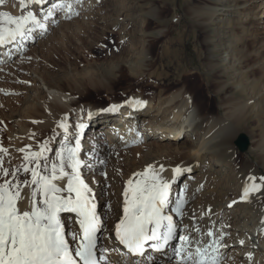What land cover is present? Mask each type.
<instances>
[{"label":"rangeland","instance_id":"1","mask_svg":"<svg viewBox=\"0 0 264 264\" xmlns=\"http://www.w3.org/2000/svg\"><path fill=\"white\" fill-rule=\"evenodd\" d=\"M18 3L19 0H6V3L0 6V11L10 12V5H16ZM50 3L47 4L48 7ZM80 5L81 2L74 7V14L71 15V18H66L65 14L60 12L54 18L56 22L51 23L46 31L37 29L33 36L25 41V46L17 52L15 57L0 63V67L2 68H0V73L3 75L2 80L0 79V85L2 84L1 86L5 90L3 92L0 91V143L4 147H8L9 151L11 150L9 142L12 122L8 119L7 115L15 111L18 113L23 108H26V104H21L22 102L9 103L10 97L22 96L24 95L23 90H28V94L30 93L29 99H31V95H35V92L39 91L33 90L31 78L41 81L39 75H45L49 81H52L72 96L74 102L70 104L69 108H73L74 112L70 116L62 117V120H66L70 125V131H75L74 125L78 123L86 125L83 130V137H81L83 148L81 157L84 158V154L95 145L98 157L107 161L106 166L103 167L97 163L95 171H89L88 169H83L82 171L84 178L89 184L92 181V177H96L95 184L97 186L102 185L104 180L109 179L110 182L107 184L106 191L100 192L102 194L101 196L96 195V199H101L100 202L104 201V207H107L111 211L114 210L113 205L116 198L114 196L118 193L117 190L119 188L117 186H121L122 183L125 184L132 174L140 169L141 165L135 163L140 160L141 156H149L155 162L168 159L170 164L186 161L185 158L179 161H173L176 156L182 154V146L184 144L183 142L186 141V137L183 136L181 138L180 136L178 139H174L170 136L179 127L176 122H173L174 119L172 116L167 114V110L163 111L160 116H153L156 105L165 95L160 96L159 88L150 92L147 88L151 80H153L151 82H156L154 78L148 76L149 74H162L167 79H171L177 75V70L172 66H162L170 58L160 55L163 52L162 50L165 49L164 47L170 50L172 48L171 40L177 34H181L180 56L184 67L186 66L188 69L194 67L198 72L202 71L203 75L210 77L209 74L211 71L208 70L207 65L202 63V60H200V57L194 51V45L200 43L199 39H202V35L198 27L191 23L195 15L194 12L192 13V10L215 7L217 11L227 14L223 16V32L225 37V42L222 45L223 49L220 50L221 52L209 54L214 59L212 62H216V58H225L224 62H226L229 56L224 47H226V50L235 48L234 53L238 56L244 53H250L252 49H256L257 51L264 50V0H93L91 4L83 6V8ZM19 9L15 13H10L20 15L23 13V10L20 7ZM159 10H162V12L159 13ZM217 13L212 15V18H215L213 20L215 23L219 17ZM64 20L66 21L65 24H63ZM171 20L173 22L179 20L180 23L178 22L179 24L175 26V24H171ZM215 23L209 29V37L214 42L216 41L215 35L217 30ZM165 25L168 30L166 34H163L162 31L166 29ZM178 25L181 26L178 27ZM250 38L257 41L254 47L252 46L253 44ZM246 41L250 44L247 45ZM259 55L257 54L254 61L244 64L240 71H248L249 69L256 70L254 73L247 72V79L244 77L242 81L244 80L243 83L247 85V89L249 86L257 84V90H260V93H262L264 92V54H261L262 56ZM141 58L143 60L141 62L143 63L142 68L138 70V74L131 72L128 69L129 63L135 60V62L139 63ZM147 60L151 61L153 65L146 66ZM18 63L21 66H18ZM150 68L151 70H149ZM225 69L227 72L224 74L228 73V68L226 67ZM151 71H153V74H151ZM139 72L142 73L140 74ZM222 73L221 71L220 74ZM226 75L221 78L225 81L229 79L227 85H230L231 83L229 82H231L232 76ZM58 79L59 81H57ZM202 82L205 87V81L203 80ZM182 87L179 88L181 92L183 91ZM238 88L239 86H235L232 89H226L223 96L233 95L234 90H238ZM212 94L213 91L211 88H204V98H208V100L206 101L202 96L200 98V105H204V108L206 105H216V102L211 99ZM234 95H236L235 97H239L237 92ZM188 96L191 97L190 95ZM254 96L257 103L253 106V113L244 121L245 124L243 123L238 129V132L244 133L247 136L249 141L248 146L244 151H239L233 145V154L236 156V164L239 166L244 162L257 163L258 158L254 154L256 152L254 147L258 139L264 138V100L258 99V93H255ZM133 97H139L140 100L146 102L145 105L153 104V107L145 111V114L141 116L139 122H134V128L131 130L127 128V131L125 130L124 132V127L122 128V126L116 125V123H119L118 120L121 119L120 110L119 113H116L117 117L109 123V127L106 130L104 129L103 134L96 133L93 130V128H96L91 121L101 115V109L108 108L116 103H124ZM166 98L168 99V94ZM240 98L245 100L247 95L244 97L241 96ZM27 104L29 107H33L34 105L31 102ZM88 107L90 109L87 111ZM196 109L197 107L194 105V116H191L188 121H183L182 127L188 124L192 126L201 119L202 114L199 115ZM89 111L92 112L91 118L88 114H85ZM217 112L221 115L224 109L220 107ZM21 114L23 116H29L25 113ZM219 117L222 118L224 116ZM148 120L150 121V127L156 132L157 136L155 138H144L143 127L147 124L146 121ZM98 121H101V119ZM120 123H122V120ZM115 125L118 131H116L115 137H112L111 132ZM190 126H187V128L189 129ZM261 126L262 128L260 129ZM120 129L121 132H119ZM136 130L139 131V135L134 136L135 142L132 140L127 143L124 137L129 134L134 135V131ZM124 134L125 136L122 138L121 136ZM102 135L109 139L112 137V140H109L107 151H104L102 148L103 145L95 142V139ZM54 136L55 138L53 139ZM195 139L192 141L194 142ZM44 140L51 141L53 152L49 155L55 156L56 150L59 149L63 142L62 129H46L37 132L33 140V149L38 150L39 144ZM70 143L74 146V140H71ZM103 144L106 145V143ZM97 146L101 147L98 148ZM10 153L12 152L10 151ZM21 160L22 158H17L12 155L13 165H16V163L20 164ZM215 164L209 156L206 158V161L200 167L203 171L204 169H206L205 171L209 170L204 177L207 176L208 178V175L212 174V178L226 184L231 193L236 192L239 175L241 173L235 174V172L230 171L227 167L219 168ZM181 165L183 164L181 163ZM198 169V167L193 169L191 174H203V171ZM213 169L215 170L213 171ZM104 171L108 173L107 178L102 175ZM215 173L217 174L214 175ZM166 174H163V176L165 177ZM188 175L182 174L174 182L173 178H171V196L173 200L182 192L185 182L189 180ZM165 179L167 180L166 177ZM203 191L204 187L200 189L198 194L192 197V202L196 204L198 201H202L200 192ZM222 192L220 191L218 193L219 196L216 197L217 199H220L221 196H231L230 194L227 195ZM104 198L107 199L103 200ZM220 201L224 206V199ZM109 204L111 205V209L108 207ZM234 205L230 208L231 210L229 212H219L217 215L218 220L224 221L223 219L226 220L230 216L239 217L240 215L238 214L244 212V210ZM108 215H106V227L109 225ZM66 220L70 221L71 219L66 218ZM203 220H205L204 216H201L198 220L199 227L202 225ZM179 231H182V228ZM101 234H99V242L101 243L98 246L105 247L102 244L105 240ZM178 242V240L174 241L173 244ZM172 249V246H170L163 255L150 254L152 257L150 264H163L162 262L164 264H170L174 262ZM169 252L172 253L168 256ZM233 253V251L225 252L224 260L231 263L234 259ZM154 256L157 259H154ZM158 258H160V261ZM225 261H223V264H226ZM123 262L127 264L126 260H123ZM135 264H137L136 261Z\"/></svg>","mask_w":264,"mask_h":264},{"label":"snow or ice","instance_id":"2","mask_svg":"<svg viewBox=\"0 0 264 264\" xmlns=\"http://www.w3.org/2000/svg\"><path fill=\"white\" fill-rule=\"evenodd\" d=\"M5 3L6 0H0V6ZM48 3L49 0H19L22 14L0 11V46L31 38L37 29L46 31L60 12L66 18L74 14L71 0H57L50 7H40ZM125 103L141 107L146 102ZM100 111L115 112L118 106ZM88 116L91 118V111ZM58 127L62 129L63 142L55 156L49 155L53 152L51 141L44 140L38 150H32V145L16 149L22 154V161L13 165L9 148L0 143V264H123L110 256L119 251L117 248L98 246L99 234L103 232L108 233L106 239H114L123 246L125 251L120 255L128 258L127 264H135L133 257H146L142 264H150L149 249L159 253L169 246L173 248L174 264H223L224 250L229 247L224 242L228 234L215 229L211 206L201 214L210 220L206 232L198 226L195 212L191 213V227L183 224L188 197L181 192L173 200L172 182L162 175L163 164H149L125 182L122 215L114 228L108 229L98 211L93 187L82 171H95L97 163L103 167L107 161L98 157L95 147L81 157L85 124L78 123L74 125L75 131H70V125L62 120ZM172 172L174 182L182 174L191 173L192 168L178 165ZM102 175L107 178L108 173L104 171ZM262 192L264 175H249L239 201L233 200L228 207L250 202L252 194ZM108 207L111 209L110 204ZM65 213L72 215L70 221L65 219ZM182 225L183 231H179ZM239 244L243 246L245 241L240 240ZM247 255L251 259L252 254Z\"/></svg>","mask_w":264,"mask_h":264},{"label":"bare ground","instance_id":"3","mask_svg":"<svg viewBox=\"0 0 264 264\" xmlns=\"http://www.w3.org/2000/svg\"><path fill=\"white\" fill-rule=\"evenodd\" d=\"M49 2H51L50 3V6H51V4L56 3L57 0H49ZM71 2L73 3V8L78 5L76 4V0H71ZM80 2H81L80 6L83 8V6H87L91 4L93 0H80ZM40 7L46 8L48 6L42 5ZM18 10H20L19 3L16 5H10V12L15 13ZM158 12L161 13L162 10H159ZM193 12L195 13V15L193 18L194 20H192L191 23L195 24L198 27L200 34L202 35V39H199L200 43L197 45H194V51L196 55L200 57V60H202V63L207 65L208 70L211 71L209 74L210 77H206L207 75L206 76L203 75L202 71L198 72V70L195 69L194 67H191L189 69L186 66H185L186 68L184 67V63L182 62V58L180 56V52H181L180 45L182 43L181 42L182 35L177 34L174 38L172 37L173 38V40H171L172 48L168 50L166 47H164L165 49H163L162 54H160V55H163L164 57L166 56L170 57L162 66L164 67L172 66L175 70H177V75L171 79H167L166 77H163L162 74H157V73H154V75L149 74L148 76L154 78L156 82L155 83L151 82L153 81L151 80L150 83H148L149 86L147 87L149 89L148 90L149 92L159 88L160 96L165 95L163 96L164 97L162 99L163 101L161 100L156 105V110H154L153 116L155 115L160 116L163 113V111H166V110L168 111L167 114H170L172 116V118L174 119L173 122H176V124L179 127L177 128V131L172 132L170 136L174 139H178L180 136L181 138L183 136L186 137V141L183 142L184 144L182 146V149H183L182 154L176 156L173 159V161H179L183 158H185L186 161L178 162V163L175 162L173 164H170V161L168 159L155 162L149 156L148 157L141 156L140 160L136 161L135 163V164L141 165L140 169L136 172L143 171L145 167H147V165L149 164H153L154 166H157V167L160 164H163L165 166V171L162 173V175L167 173L165 177L167 178L168 181H170L171 178H173V172L171 170L173 166L181 165L182 163L183 165H181V167L191 166L192 170L198 167L199 168L198 170L203 171L202 168L200 167L204 164V162L206 161V158L209 156L214 161V163H216L215 165L219 166V168L227 167V169L235 172V174L241 173L238 179L237 190L236 192H233V193L229 191V188L228 186H226V184L218 182L214 178H212L211 176L212 174L211 175L209 174L208 178L207 176L204 177V175H206L209 172V170L205 171L206 169H204L203 174L202 173L201 174L184 173L186 175L189 174L188 175L189 182L188 181L185 182V186L183 187V190H182L183 194L188 197V203L185 207V218L183 220V224L189 225V227H191V224H192L191 213L195 212L197 220H199V218H201L202 216L201 214L204 213L205 210L209 206H211V209H212L211 220L216 221V224L214 226L215 229L217 230L222 229L224 232L228 234L225 237L224 242L227 245H229V247L224 250V253L227 251L234 252L233 261L230 263L229 261L224 260L226 264H229V263L230 264H235V263L237 264H264V223L261 222L262 220H264V192L252 194V196L250 197V202L236 203L234 205L235 207H239V209L244 210L243 213L238 214L240 215L239 217L230 216L226 220L223 219L224 221H219L217 218V215L219 212L225 213L231 210L228 207L231 201L233 200L239 201V197L242 194L243 185L245 184L246 178L249 175H254L256 177H260L261 175H264V138L258 139V142L256 141L257 142L256 146L254 145L255 146L254 148L256 151L254 154L258 158V161L256 164L244 162L239 166L236 164V156L233 154L234 146L237 147L234 141L237 138L238 134H240V132H238V129L244 123V121L247 120L248 116L251 113H253V109H254L253 106H255V104L257 103L255 96H254L255 93L259 94V97H258L259 100L261 99L264 100V92L260 93V90H257V84L251 85L247 89V85L243 83L244 80L242 81V78L244 79V77L247 79L248 77L247 72L254 73L256 70L249 69L248 71L241 72L240 69L241 67H243L244 64H248V62L254 61L257 57V54L263 55L264 50L263 51L259 50L260 51L259 52L256 49H252L250 53H246V54L244 53L243 55L238 56L234 53L235 48L226 50V47H224L225 51H227V55L229 56L228 60L224 62L225 58H216V62H212L214 61V59L209 54L219 52L220 50L223 49L222 45L225 42V37H224V32H223L224 31L223 30V25H224L223 16L227 14L217 11L215 7H212L209 9L203 8L201 10L193 9L192 13ZM216 12H218L217 16L219 17L215 23L213 21L215 18L213 19L212 15ZM42 14L43 13H41V15ZM178 22L179 20L174 21V22L171 20V24L172 25L175 24V26L176 24L180 23ZM65 23L66 21L64 20L63 24ZM213 23L216 24V28H217L216 35H215L216 37L215 42L212 41L211 38L209 37L210 36L209 29ZM180 26L178 25V27ZM165 28L166 29L162 31L163 34H166V31L168 30L166 25H165ZM194 36L195 35L193 34V37ZM28 39H24V40L18 39L15 45L0 46V50H1L0 51V57H1L0 63H2V61L6 62L7 60H10L12 57H15L17 52L22 50L23 46H25V41H27ZM246 43L247 45L250 44L248 41H246ZM251 43L253 44L252 46L254 47L257 44V41L252 38ZM9 51L11 52V55L7 54ZM135 61L129 63L128 69L131 72H135L138 74V70L142 68L141 66L143 62L141 61L143 60L141 58L140 62L138 61L139 63ZM145 65L150 66V65H153V63L147 60ZM224 65L225 67H223ZM18 66H21V64L18 63ZM226 67L228 68V73L226 74L232 76L231 82H229L231 83L230 85H227L229 79L225 81V80H222L221 78V77L227 76L226 74H224L225 72H227L225 69ZM149 70H151V68ZM221 71L223 72L222 74H220ZM151 72H152L151 74H153V71ZM201 75H203V77H201ZM2 76L3 75H1L0 73V79L2 78ZM39 77L41 81L35 78L33 79L31 78L33 90H39L35 92V95H31L32 96L31 99H29V95H30V93L28 94L29 91L23 90L24 95L18 96V97L12 96L10 97V100H9V103L11 104L16 103V102H20V103L22 102L21 104H26V108H23L22 111L18 113L17 111H15L14 113L10 112V114L7 115L8 119L12 122V130L10 133L11 137H10V142H9V145L11 147L10 151L12 152L11 156L13 155V156H16L17 158H22V154L16 151V149L18 148L25 147L26 145H32V150H34L33 140L37 132H40L46 129L55 130L59 128L58 124L62 120V117L70 116L72 112H74L73 108H69L70 104L74 102L72 99V96L67 94L65 91H63L61 87H58L52 81H49L47 77H45V75L41 74L39 75ZM203 80L205 81L204 83L205 87L203 86V82H202ZM57 81H59V79ZM1 85H0V91L3 92L5 90L2 88ZM235 86H239L238 90L236 89L234 90L235 91L234 93L237 92L239 94V97H235L236 95H234V93H233L234 96L233 95L223 96L226 89L228 88L232 89ZM180 87L183 88L182 92L181 90H179ZM204 88L212 89L213 94H212L211 99L214 102H216V105H211V106L206 105L205 108H204V105L203 106L200 105V98L202 96L204 98ZM167 94H168V99L166 98ZM188 95H190L191 97H189ZM246 95H247V98H245V100L240 98L241 96L244 97ZM204 99L206 101L208 100V98L207 99L204 98ZM130 100H140V99L139 97H133V98L128 99L127 101H130ZM28 102L29 103L31 102L32 104H34L33 107L32 106L29 107L27 104ZM164 103L165 105H163ZM119 104H121V108H120L121 110L120 118L121 119L118 120L119 123H116V125L122 126V128L124 127V132L125 130L127 131V128L129 130L134 128L135 127L134 122H139L141 116L145 114V111H148V109L153 107V104L145 105L146 103L141 107H133L131 104H126L125 102L116 103L114 105L119 106ZM194 105H196L197 107L196 110L198 114L199 115L202 114L201 119L198 122L194 123L192 126L188 124L182 127L183 121H188L190 120L191 116H194V110H193ZM220 107L224 109V112L221 115H219L220 113L217 112V110ZM89 109L90 108L88 107L87 111ZM115 112H101V115H99V117L91 121L92 123H94V126L96 128V129L93 128V130L96 133L99 132L103 134L104 129L106 130L109 127V123L117 117ZM214 112L215 114L213 115ZM21 113H25L29 116H23ZM85 114L87 115L88 112H86ZM219 116H224V117L220 118ZM99 118L101 119V121H98L100 120ZM121 120H122V123H120ZM34 121L36 123H34ZM149 122H150L149 120L146 121L147 124L143 127L144 128V138L146 137L148 139L155 138V136H157L156 132L152 130V127H150ZM116 125L113 128V131L111 132L112 137L113 136L115 137L117 133L116 131H118ZM187 126H190V128L188 129ZM261 128L262 126L260 127V129ZM119 132H121V129ZM138 135H139V131L136 130L134 131V135L129 134L125 136L124 134L121 137L123 138L125 136L124 138L128 143L134 140V136H138ZM112 137L109 139L107 137L105 138L102 135L101 137H97L95 139L96 140L95 142L99 143L100 145H103L102 148L104 149V151H107L108 150L107 146L109 145L108 143L112 140ZM194 138L196 139L193 142L192 140ZM103 143H106V145H104ZM100 147L101 146H99L98 148ZM214 170L215 169H213V171ZM216 174L217 173H215L214 175ZM95 179L96 177L94 178L92 177L90 186L93 187L95 196L96 195L101 196L102 194L100 192L106 191L107 184L110 181L109 179L104 180L102 185L97 186L95 184ZM230 180L232 181V179ZM124 186H125L124 183H122L121 186L120 185L117 186V188L118 187L119 188L117 190L118 193L116 192L117 194H115L116 196H114L116 198H115V203L113 205L114 210H111L113 212L109 211L107 207H104L105 205L104 201L100 202L101 199H98V200L96 199V202L98 205V211L104 216L105 220L107 218L106 215L109 214L108 215L109 225L107 226V228L110 230L114 228V224L117 222L118 217L122 215V205H123L122 192H123ZM202 187H204V191L200 192L202 201L200 200L195 204L194 202H192V197L198 194L200 189H202ZM220 191H223L222 193L227 194V195L230 194L231 196H228V197L221 196L220 199H217L216 197L219 196L218 193ZM106 199L107 198H104L103 200H106ZM222 199H224V202H223L224 206L222 202L220 201ZM65 214H63L65 219L66 218L72 219L71 214H67V215ZM176 219H179V217H176ZM204 219L205 220H203L200 228L202 229V231L206 232L208 227L210 226V220L207 215H204ZM246 219L248 220L250 219V221ZM73 227H76V226L74 225ZM181 228L183 231V225L181 226ZM101 236L104 237L105 241L102 244L105 247H108V248L115 247L114 239L105 238L108 236L107 232L102 233ZM207 239L208 238L205 237V240ZM240 240L245 241V244L243 246L239 244ZM99 243L101 242H98V244ZM172 252H169L168 256ZM163 253H160L158 255H163ZM248 253L252 254L251 259H249L247 255ZM150 254L151 252H149L148 250L147 255H150ZM154 254L156 253H153L152 255ZM110 256L113 261H123V260L127 261L128 259L127 257H120V256L118 257L116 255V252L110 253ZM145 258L146 257H133L131 259H134L137 262V264H142ZM154 259H157V257L154 256ZM158 260L160 261V258H158ZM124 262L123 264H125ZM162 263L164 264V262ZM170 264H174V262Z\"/></svg>","mask_w":264,"mask_h":264},{"label":"water","instance_id":"4","mask_svg":"<svg viewBox=\"0 0 264 264\" xmlns=\"http://www.w3.org/2000/svg\"><path fill=\"white\" fill-rule=\"evenodd\" d=\"M234 143L237 145L239 151H244L247 148L249 141L244 133H240Z\"/></svg>","mask_w":264,"mask_h":264}]
</instances>
